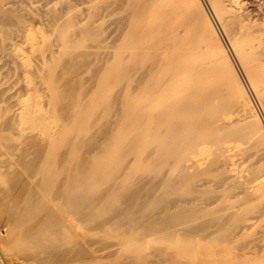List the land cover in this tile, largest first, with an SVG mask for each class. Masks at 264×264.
Returning a JSON list of instances; mask_svg holds the SVG:
<instances>
[{
    "label": "bare ground",
    "instance_id": "6f19581e",
    "mask_svg": "<svg viewBox=\"0 0 264 264\" xmlns=\"http://www.w3.org/2000/svg\"><path fill=\"white\" fill-rule=\"evenodd\" d=\"M241 78L264 0H0V264H264Z\"/></svg>",
    "mask_w": 264,
    "mask_h": 264
},
{
    "label": "rangeland",
    "instance_id": "374dc122",
    "mask_svg": "<svg viewBox=\"0 0 264 264\" xmlns=\"http://www.w3.org/2000/svg\"><path fill=\"white\" fill-rule=\"evenodd\" d=\"M204 7H205L206 12H208V13H207L208 16L211 18V15H210V13H209V10H208V8H207L205 2H204ZM211 21H212L213 25L215 26L216 31H217L218 35L220 36V38H221L223 44L225 45L226 50L228 51L229 55H230L231 58H232L231 52L229 51L228 47L226 46L225 40H224L223 36L221 35V33L219 32V29L217 28V26H216L215 21L213 20V18H211ZM232 60H233V58H232ZM236 69H237V71H238V74L240 75V71H239V69H238L237 67H236ZM240 77H241V75H240ZM241 80H242V83H244L243 85H245L244 88H245L246 92L248 93V96L250 97V100H251L252 104H254V108H255V110L257 111V113H258V115H259V117H260L262 123L264 124V117H263V115H262L260 109L258 108V105H256L257 103H255V102H256L255 99L253 98V96H250V95H252V94L250 93V90H248L249 88H248L247 84L245 83V81H243L242 78H241ZM248 91H249V92H248ZM251 98H252V99H251Z\"/></svg>",
    "mask_w": 264,
    "mask_h": 264
}]
</instances>
